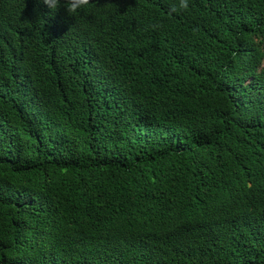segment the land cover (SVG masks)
I'll return each mask as SVG.
<instances>
[{
    "label": "trees",
    "instance_id": "obj_1",
    "mask_svg": "<svg viewBox=\"0 0 264 264\" xmlns=\"http://www.w3.org/2000/svg\"><path fill=\"white\" fill-rule=\"evenodd\" d=\"M169 4L0 0V264H264V0Z\"/></svg>",
    "mask_w": 264,
    "mask_h": 264
},
{
    "label": "clouds",
    "instance_id": "obj_2",
    "mask_svg": "<svg viewBox=\"0 0 264 264\" xmlns=\"http://www.w3.org/2000/svg\"><path fill=\"white\" fill-rule=\"evenodd\" d=\"M43 3L53 12L63 6L70 16H75L89 4V0H63V4L61 0H43ZM189 3L190 0H170L169 14L187 11ZM246 38L254 44L261 61L260 66L255 69L254 75L264 76V37L249 35Z\"/></svg>",
    "mask_w": 264,
    "mask_h": 264
}]
</instances>
